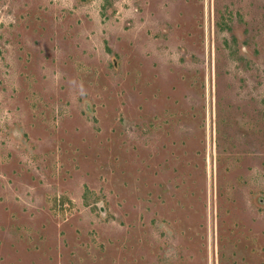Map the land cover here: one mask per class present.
I'll list each match as a JSON object with an SVG mask.
<instances>
[{"label":"rangeland","instance_id":"obj_1","mask_svg":"<svg viewBox=\"0 0 264 264\" xmlns=\"http://www.w3.org/2000/svg\"><path fill=\"white\" fill-rule=\"evenodd\" d=\"M0 264H264V0H0Z\"/></svg>","mask_w":264,"mask_h":264}]
</instances>
